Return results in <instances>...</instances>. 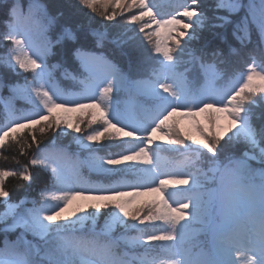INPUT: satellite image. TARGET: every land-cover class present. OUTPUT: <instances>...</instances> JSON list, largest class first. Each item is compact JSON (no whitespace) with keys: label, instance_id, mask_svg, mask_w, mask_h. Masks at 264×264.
<instances>
[{"label":"snow or ice","instance_id":"6c2138e0","mask_svg":"<svg viewBox=\"0 0 264 264\" xmlns=\"http://www.w3.org/2000/svg\"><path fill=\"white\" fill-rule=\"evenodd\" d=\"M79 4L115 22L85 39L130 48L138 74L69 27L50 36L40 0L8 4L0 66L23 83L0 97V160L14 165L0 166V264H264V0H214L211 18L201 0ZM228 25L238 48L193 47ZM57 46L75 91L49 64ZM36 171L39 199L13 200L11 180Z\"/></svg>","mask_w":264,"mask_h":264},{"label":"trees","instance_id":"16d2710c","mask_svg":"<svg viewBox=\"0 0 264 264\" xmlns=\"http://www.w3.org/2000/svg\"><path fill=\"white\" fill-rule=\"evenodd\" d=\"M12 0H0V32L6 31L5 20L8 19L5 9L8 4L11 3ZM21 4L25 6V10H27V5L29 0H19ZM41 3L45 4L47 7V11L50 16H54L57 18L56 26L49 32L50 36H55L56 32L60 29L61 26L71 28L78 37L80 38V43L84 45V47L88 50H96L103 52L109 59L113 60L115 63L119 64L126 71H131L133 75L138 74L135 68L134 61L136 59L137 54L131 52L128 55L124 49H118L114 45L107 44L103 49H94V45L92 44L91 37L85 39L86 34L89 31V28H102L104 25H112L115 22L103 21L100 17L91 14L88 9L82 8L79 4V0H40ZM170 0H160L162 8L165 10L168 9ZM203 5V10L207 12L209 18L213 16L212 4L214 0H201ZM235 19V18H234ZM110 35H114L116 33V29L110 28ZM215 33V35H214ZM223 35L226 37V42L221 43L219 37ZM255 40V36H253ZM208 44L209 49L219 47L224 50L227 54L228 46L231 45L233 47H239L236 41L232 38L231 35V25L226 26L224 29H208L205 30L201 34V39L199 42H193V47L199 49L203 47L205 44ZM252 46L249 45V48ZM7 49L5 46H0V55H4ZM49 64H58L60 68L56 69L54 75L56 80L61 77L60 73L63 69H68L71 72H75L77 68L76 62L71 58V56L67 53L65 49H62L60 46H57L53 50V55L48 58ZM23 74L14 75L12 72L7 70L6 68L0 66V79L3 80L5 87L2 91H0V97L7 98L10 95L9 89L7 87L10 83L20 82L23 83ZM67 80V79H64ZM66 82V81H65ZM77 87V86H76ZM16 106L18 108L26 107L22 101L17 100ZM2 107H0V112H2ZM75 117L77 114H70ZM258 117V118H257ZM253 124L260 128L264 125V105L257 107L254 109L253 116ZM49 141L45 140V144H48ZM60 145H69L70 140L68 138H63L57 141ZM70 150L75 151L76 146L74 144L70 145ZM0 166L3 167H13L11 163L5 165L3 160H0ZM95 178V177H94ZM47 173L43 171H36L33 175V180L31 184H26L22 181H18L16 179H12L8 184V188L12 193V199L17 200L20 197H26L29 200L31 199H39L38 192L42 185L46 182ZM15 234L10 233L9 239H14ZM3 239V235L0 234V240Z\"/></svg>","mask_w":264,"mask_h":264},{"label":"rangeland","instance_id":"374dc122","mask_svg":"<svg viewBox=\"0 0 264 264\" xmlns=\"http://www.w3.org/2000/svg\"><path fill=\"white\" fill-rule=\"evenodd\" d=\"M90 13H91V12H90ZM91 14H93V13H91ZM124 51H125L128 55H130L131 52H132L131 49L128 48V47H125ZM134 64H135V61H134Z\"/></svg>","mask_w":264,"mask_h":264}]
</instances>
